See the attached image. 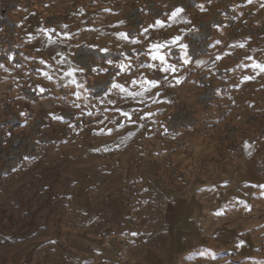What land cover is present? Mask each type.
I'll use <instances>...</instances> for the list:
<instances>
[{
    "label": "rangeland",
    "instance_id": "rangeland-1",
    "mask_svg": "<svg viewBox=\"0 0 264 264\" xmlns=\"http://www.w3.org/2000/svg\"><path fill=\"white\" fill-rule=\"evenodd\" d=\"M0 264H264V0H0Z\"/></svg>",
    "mask_w": 264,
    "mask_h": 264
},
{
    "label": "snow or ice",
    "instance_id": "snow-or-ice-1",
    "mask_svg": "<svg viewBox=\"0 0 264 264\" xmlns=\"http://www.w3.org/2000/svg\"><path fill=\"white\" fill-rule=\"evenodd\" d=\"M161 59H163V58L161 57Z\"/></svg>",
    "mask_w": 264,
    "mask_h": 264
}]
</instances>
